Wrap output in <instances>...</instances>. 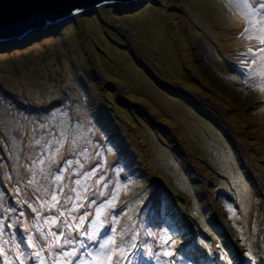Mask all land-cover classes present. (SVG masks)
Instances as JSON below:
<instances>
[{
	"label": "rangeland",
	"instance_id": "374dc122",
	"mask_svg": "<svg viewBox=\"0 0 264 264\" xmlns=\"http://www.w3.org/2000/svg\"><path fill=\"white\" fill-rule=\"evenodd\" d=\"M243 27L227 0H142L87 10L22 42L0 43V220L7 225L25 213L19 226L5 229L9 257L14 243L31 251L20 228L31 229L35 214L18 201L39 207L35 198L47 199L26 184L32 176L27 157L39 151L28 146L31 131L54 113L55 128L66 112L67 124L79 125L77 151L86 147L88 153H69L65 144L64 157L84 165L64 173L65 193L74 195L69 189L78 173L99 166L87 181L85 208L74 215L94 214L117 184L127 183V193L120 191L116 207L102 219L107 225L119 214L117 230L136 234L142 253L161 250V237L172 236L175 256L163 257L171 264H237L241 257L250 264V243L257 264H264V247H258L264 92L244 83V54L259 45L239 38ZM12 138L21 141L19 161L10 150ZM57 160L52 171L63 165V158ZM38 183L47 186L39 175ZM93 199L97 204L88 207ZM260 241L264 245L262 231ZM183 245L189 246L181 250ZM131 264L157 261L141 255Z\"/></svg>",
	"mask_w": 264,
	"mask_h": 264
},
{
	"label": "snow or ice",
	"instance_id": "6c2138e0",
	"mask_svg": "<svg viewBox=\"0 0 264 264\" xmlns=\"http://www.w3.org/2000/svg\"><path fill=\"white\" fill-rule=\"evenodd\" d=\"M229 10H235L244 23L243 30L239 32V38L248 40H256L259 47H249L244 55L249 57L243 62V74L245 76L244 83L248 87H258L264 92V0H227ZM77 12L79 9L76 10ZM259 62L260 70L254 71V66ZM258 77L260 83L254 84V78ZM57 119V114H52L48 121H41L36 128L31 131L29 139L31 143L28 145L38 146L39 151L31 152L27 159L29 163L26 165L27 170L32 173L30 179L26 181L28 187L35 186V192L43 193L47 199L36 197L39 207H34L28 200H21L18 203L25 204L35 214L31 229L28 225L20 228L21 232L27 234L23 243L27 244L31 251L24 250L20 243L12 244L14 256L8 255L5 245L9 244V240L3 239L5 229H12L20 225V218L25 213L20 211L16 220L5 225L4 220H0V258L2 264H29L34 261L35 264H131L133 258L144 255L153 257L157 264H171V261L164 260L167 256L174 258L175 253L171 251L175 240L172 236L167 238L161 237V243L158 245L157 251L148 248L147 251L141 252L143 245L137 244V235L128 236V232L124 229L117 230L116 225L119 224V214L111 216V220L106 225L102 219L106 215L107 209H114L116 201L119 199L120 191L127 193L128 184H117L109 199L99 203L95 208V212L89 213L85 210L81 215L76 216L74 213L85 208L84 201L88 200L87 195L89 185L87 181L91 180L99 170V166L91 171L78 173L80 178L72 183L74 187L69 189L66 194L65 189L68 185L64 183V173L73 169V165L77 164L80 168L84 165L79 159L71 160L64 157L65 144H67V152L74 153L77 156L87 157L88 149L85 147L83 151H77L79 147L78 128L79 125L73 123L71 126L67 124V113H61V123L53 128V122ZM85 143L91 144V141L85 140ZM21 141L15 138L11 140V151L13 157L19 161L20 157L16 155L19 151ZM96 155H100L99 152ZM63 158V165L52 171L53 165L58 163L57 158ZM38 175L47 183L39 184ZM104 180L103 176L95 181L96 185H100ZM130 183V181H129ZM107 187V184L104 185ZM20 188L16 187L17 194ZM105 193L100 190L99 195ZM95 195V194H93ZM61 196L64 197L61 201ZM97 204L95 199L91 200L88 207ZM70 205V206H69ZM55 214L43 215L44 211ZM9 212L16 213V208H9ZM228 211L235 215L234 210L229 206ZM91 217V219H89ZM239 217H237L238 219ZM255 227V226H254ZM53 228L56 230L54 231ZM261 231L264 232V226ZM13 238L16 233H13ZM148 235H153L151 232ZM127 237V238H126ZM240 240H246L241 232ZM264 247V245H258ZM47 253V255H45ZM245 255L248 256L250 264H257V258L251 254V244H246ZM264 261V257L260 258ZM231 264V262H229Z\"/></svg>",
	"mask_w": 264,
	"mask_h": 264
},
{
	"label": "water",
	"instance_id": "95a60500",
	"mask_svg": "<svg viewBox=\"0 0 264 264\" xmlns=\"http://www.w3.org/2000/svg\"><path fill=\"white\" fill-rule=\"evenodd\" d=\"M142 0H0V43L21 41L97 7L133 6ZM79 9L77 12L76 10Z\"/></svg>",
	"mask_w": 264,
	"mask_h": 264
},
{
	"label": "bare ground",
	"instance_id": "6f19581e",
	"mask_svg": "<svg viewBox=\"0 0 264 264\" xmlns=\"http://www.w3.org/2000/svg\"><path fill=\"white\" fill-rule=\"evenodd\" d=\"M206 15H209V14H206ZM148 26H150V24H148ZM163 32V31H162ZM76 55L79 57V59L81 60V61H84L85 60V58H82L81 57V53H80V49H79V47H78V49L76 50ZM121 74L127 79V77H129V75H127V74H125V73H123V72H121Z\"/></svg>",
	"mask_w": 264,
	"mask_h": 264
},
{
	"label": "trees",
	"instance_id": "16d2710c",
	"mask_svg": "<svg viewBox=\"0 0 264 264\" xmlns=\"http://www.w3.org/2000/svg\"><path fill=\"white\" fill-rule=\"evenodd\" d=\"M205 66V65H204ZM205 69H209V74H212V75H214V77H216V74L213 72V70L209 67V66H205L204 67ZM216 72V71H215ZM217 73V72H216ZM215 81H216V79H215Z\"/></svg>",
	"mask_w": 264,
	"mask_h": 264
},
{
	"label": "clouds",
	"instance_id": "9594fccd",
	"mask_svg": "<svg viewBox=\"0 0 264 264\" xmlns=\"http://www.w3.org/2000/svg\"><path fill=\"white\" fill-rule=\"evenodd\" d=\"M47 30H48V29H47ZM41 31H42V30H38V31L36 30V31H34L33 33L27 35L26 37L29 38V37H31L32 35H35L36 33H39V32H41ZM27 38H26V39H27ZM24 40H25V39H24Z\"/></svg>",
	"mask_w": 264,
	"mask_h": 264
}]
</instances>
